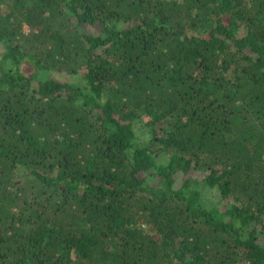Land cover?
I'll return each mask as SVG.
<instances>
[{
    "label": "trees",
    "instance_id": "16d2710c",
    "mask_svg": "<svg viewBox=\"0 0 264 264\" xmlns=\"http://www.w3.org/2000/svg\"><path fill=\"white\" fill-rule=\"evenodd\" d=\"M0 46V264H264V0H0Z\"/></svg>",
    "mask_w": 264,
    "mask_h": 264
},
{
    "label": "rangeland",
    "instance_id": "374dc122",
    "mask_svg": "<svg viewBox=\"0 0 264 264\" xmlns=\"http://www.w3.org/2000/svg\"><path fill=\"white\" fill-rule=\"evenodd\" d=\"M25 31L26 32L29 31L27 27H25ZM1 50H2V47L0 46V52H1ZM24 70H26V73H30L31 72L30 69H28V68H24ZM55 77L58 78V79H60V80L68 81V82H73V83H74L75 79L78 78V77H76V78L75 77L68 78L69 76L68 77L67 76H63L62 74H55ZM177 181H178V185H181V183L183 182V177H179V179H177ZM202 190L204 191V186L202 187ZM205 194L207 195V197H208V199L210 201V202H208V204L211 205L213 202H214V204L216 202H218L217 196L216 195H213L210 191H205ZM212 200H213V202H211ZM260 242L262 244H264V240H261Z\"/></svg>",
    "mask_w": 264,
    "mask_h": 264
}]
</instances>
